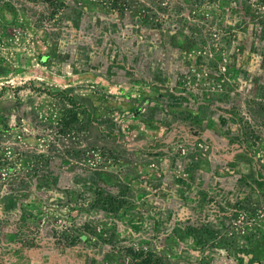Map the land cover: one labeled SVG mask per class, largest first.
I'll return each instance as SVG.
<instances>
[{
    "label": "rangeland",
    "instance_id": "374dc122",
    "mask_svg": "<svg viewBox=\"0 0 264 264\" xmlns=\"http://www.w3.org/2000/svg\"><path fill=\"white\" fill-rule=\"evenodd\" d=\"M59 1L51 15L40 2L0 0V264H101L105 253L118 264L112 248L124 244L148 246L162 264H264L254 184L264 173V34L246 17L225 21L223 3L192 21L180 0H121L151 29L103 0ZM187 108L212 128H175ZM229 110L253 131L245 148L226 139L237 124L218 130ZM116 186L129 196L116 245L52 244L77 197ZM19 205L37 217L16 223ZM12 223L39 247L10 239Z\"/></svg>",
    "mask_w": 264,
    "mask_h": 264
},
{
    "label": "trees",
    "instance_id": "16d2710c",
    "mask_svg": "<svg viewBox=\"0 0 264 264\" xmlns=\"http://www.w3.org/2000/svg\"><path fill=\"white\" fill-rule=\"evenodd\" d=\"M29 2H40L45 4L50 11V14H56L60 8L64 7V3L59 0H26ZM105 5L114 11L116 14V18L120 21H126L128 24H132V26H149L151 24V29H154L156 25L154 23H148L143 18L135 13V11L131 10L128 6L123 4L121 0H103ZM186 6H190L188 8V19L192 21L200 20L202 12L201 9L207 6H219L220 4H224V12L222 18L225 21L230 23L243 21L242 17H246L248 19L246 22L248 24L249 30L253 32H257L259 35L264 34V0H180ZM168 13L166 14V19L169 20L173 13L172 10L168 9ZM208 12L205 14L207 15ZM159 21H164L162 18H158ZM185 21V20H184ZM169 23H173L174 21H168ZM191 25V23H188ZM172 31H178L180 26L173 25ZM164 30L162 29L161 32ZM163 37L162 34H160ZM47 95H52L50 91H44ZM61 94H64L65 100L73 107H81L82 105L77 103L71 96L61 91ZM201 109H196L195 112L189 110V108L185 109L177 113L173 117V125L175 128H186L194 133H202L206 131L208 128H212L211 126V116H208L206 113H202ZM226 116L227 125L224 127L219 126L218 130L223 135L226 133L232 124H237V129H235L234 134L226 137L228 142L231 144H237L241 148H245L243 145L245 140L253 138V131L248 126V123L243 121L241 117L238 116L235 110H229ZM208 126V127H207ZM255 186L260 192H264V173L262 170L257 172L256 180L254 181ZM12 193V197L16 198L19 194L18 185H13L10 189ZM127 190V189H126ZM3 191L0 189V196ZM129 196L127 191L124 190V187H117L114 189H106V188H97L93 192L87 193L85 196L82 194L77 197L73 202V207H69L68 209L73 212V214L69 215V220L67 223L60 225L58 228L52 229L51 237L52 244L57 248H78L82 249L88 247L97 241L98 244H106L108 243L113 247L116 245V240L114 237L119 238V224L117 223V219L119 215H124L127 213ZM72 215V216H71ZM39 216V215H38ZM15 217H17V222L25 223L30 217H37L34 210H30L28 212L26 208L22 205L18 206V210H16ZM7 222V220H4ZM10 226V239L19 238V243L22 247H39V237L31 234L22 235L20 226L12 223ZM122 236V235H121ZM4 236L0 237V240H3ZM117 238V239H118ZM8 238L5 237V240ZM116 254H118V258L116 259L118 264H162V258L157 254L153 253L148 246L143 248L135 249L133 247H129L124 245H117L112 248ZM110 253V252H109ZM110 255L105 253L101 258V264H104L106 261L110 259ZM123 261H126L123 262Z\"/></svg>",
    "mask_w": 264,
    "mask_h": 264
}]
</instances>
